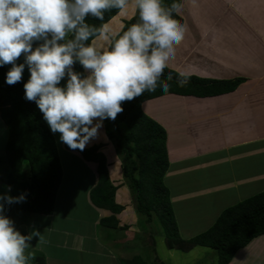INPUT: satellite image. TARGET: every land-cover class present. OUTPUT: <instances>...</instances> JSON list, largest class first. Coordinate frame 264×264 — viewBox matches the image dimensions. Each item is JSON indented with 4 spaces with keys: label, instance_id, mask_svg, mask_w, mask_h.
I'll list each match as a JSON object with an SVG mask.
<instances>
[{
    "label": "crops",
    "instance_id": "0c3cea01",
    "mask_svg": "<svg viewBox=\"0 0 264 264\" xmlns=\"http://www.w3.org/2000/svg\"><path fill=\"white\" fill-rule=\"evenodd\" d=\"M179 5L185 38L168 69L189 70L190 76L216 81L239 80L228 91L168 92L140 102L142 111L165 129L168 167L163 182L170 192L178 232L188 238L208 228L223 208L264 187V0H179ZM135 13L130 0L124 15L117 11L103 24L120 31ZM92 42L106 46L100 37ZM6 135L1 122L2 154ZM52 135L62 161L52 211L29 212L14 203L4 206L22 235L40 232L42 239L34 236L26 254L42 256L45 264H122V259L142 256L139 247L147 245L151 252L153 243L145 236L148 221H142L135 210L121 158L105 133L104 121L98 137L85 148L98 145L105 157L115 187L113 199L122 206L115 213L91 200L98 180L96 161L66 148ZM4 185L0 184V194L8 191ZM18 193L8 191L11 196L22 191ZM112 214L116 226L103 222ZM226 264H264V233L238 247Z\"/></svg>",
    "mask_w": 264,
    "mask_h": 264
},
{
    "label": "clouds",
    "instance_id": "9594fccd",
    "mask_svg": "<svg viewBox=\"0 0 264 264\" xmlns=\"http://www.w3.org/2000/svg\"><path fill=\"white\" fill-rule=\"evenodd\" d=\"M129 3L0 0V66L11 64L5 82L21 81L27 65L24 98L36 103L51 132L60 133L59 140L70 149L82 151L97 138L103 121L123 112V101L155 90L185 38V26L173 18L181 6L174 2L166 8L163 0H131L139 19L123 31L86 22L88 16L103 21L111 9L124 15ZM93 37L102 38L106 46L90 43ZM22 54L23 62L17 63ZM76 62L87 75L73 69ZM190 75L189 70L179 71L177 84L184 86ZM159 87L169 90L168 83ZM8 191L0 194V264H28L26 249L34 236L41 238L40 232L22 235L14 227L4 206L22 202L26 194L11 196Z\"/></svg>",
    "mask_w": 264,
    "mask_h": 264
},
{
    "label": "trees",
    "instance_id": "16d2710c",
    "mask_svg": "<svg viewBox=\"0 0 264 264\" xmlns=\"http://www.w3.org/2000/svg\"><path fill=\"white\" fill-rule=\"evenodd\" d=\"M174 2L179 4V0H163L166 8ZM117 11H106L103 21L88 16L86 22L99 28ZM173 18L182 23L178 14H174ZM138 19L136 11L124 22L120 31L126 30ZM9 69L8 66H0V117L7 130L3 156L8 166L3 181L6 187L11 186V191H22L26 194L22 202L14 203L20 209L50 213L62 175L55 140L36 103L24 98L23 85L29 76H22L21 81L9 85L5 82ZM73 69L85 75L79 62L73 65ZM169 73L171 79H168ZM177 75V72L167 68L155 90L145 91L133 100L123 101V112L118 113L115 120H104L105 133L113 141L121 158L123 176L131 191L137 214L144 215L145 219L150 221L152 212H155L168 247L182 250L195 245L210 247L217 253L218 264H226L238 247L252 237L264 233V187L260 192L223 208L205 230L188 238L181 237L170 201V192L163 182V175L168 167L165 129L142 111L140 102L165 93L160 90L159 83H168V92L210 95L234 88L239 80L224 82L190 76L184 86H179ZM64 146L70 149L66 144ZM76 150L81 152L84 158L97 163L98 180L90 192L92 202L110 209L113 213L118 212L122 206L113 199L115 187L109 180L106 160L98 151V145L84 148L82 151ZM23 162H27L26 169L22 166ZM7 213L8 210L4 214ZM103 222L111 226L117 225L114 214L103 218ZM26 255L29 257L28 264H45L40 255ZM121 262L148 264L140 255L122 259Z\"/></svg>",
    "mask_w": 264,
    "mask_h": 264
},
{
    "label": "rangeland",
    "instance_id": "374dc122",
    "mask_svg": "<svg viewBox=\"0 0 264 264\" xmlns=\"http://www.w3.org/2000/svg\"><path fill=\"white\" fill-rule=\"evenodd\" d=\"M35 46H36V43H34L33 47H35ZM23 60H24V57L22 54L21 57H19L17 59V63H21V62H23ZM6 65L11 67V64H6ZM23 73H30L27 65L25 66ZM60 84H62V80L60 81ZM0 120H1L0 123L1 122L3 123V120L2 119H0ZM55 136L58 138L60 136V133H58V132L55 133ZM0 160H1L0 161V184H1V187H3V184H4L3 180H4L5 174L8 170V166L4 161V156L2 153H0ZM60 164H62V161ZM22 166L24 169H26L27 163L23 162ZM63 166H64V164H63ZM68 176H70V174ZM69 180L73 183H76V181L73 178L69 179ZM1 181L3 182V184ZM1 187H0V190H1ZM18 192L21 193V191H18ZM79 202H78V204H79ZM6 206H7V204H6ZM177 210H178V208L176 207V211ZM141 218L143 221V218H145V216L143 215V216H141ZM146 225H148V228H149L148 229L149 232L145 234L146 241L148 239L149 244L153 243L151 246V252L152 253L150 252V249L148 247H146L147 245L144 247L143 246L139 247V245H138V247L141 250V254H142L143 258L147 261L148 264H218V259H217V255H216L217 253L214 249H212L210 247L198 245V247H197L198 249H195V247L192 246L191 248H189L187 250L177 249L175 247H168L167 243L165 241L162 226H161L155 212H152V219L150 221H148V223H146ZM161 241L163 242L164 246L166 247L165 248L167 250L166 253H165V249L164 250L162 249V248H164V246L161 245ZM152 250L155 251L154 254H153ZM204 250H208V251H204ZM36 255H38V254H36ZM198 257H200L199 260H197Z\"/></svg>",
    "mask_w": 264,
    "mask_h": 264
}]
</instances>
